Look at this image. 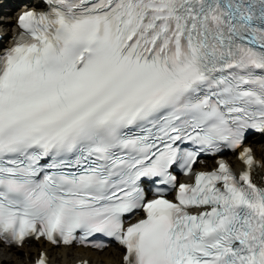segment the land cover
I'll use <instances>...</instances> for the list:
<instances>
[{"label": "snow or ice", "instance_id": "1", "mask_svg": "<svg viewBox=\"0 0 264 264\" xmlns=\"http://www.w3.org/2000/svg\"><path fill=\"white\" fill-rule=\"evenodd\" d=\"M15 28L0 34V264L32 240L116 246L118 264H264V148L244 146L264 138V0H26ZM226 151L239 173L195 170Z\"/></svg>", "mask_w": 264, "mask_h": 264}, {"label": "bare ground", "instance_id": "2", "mask_svg": "<svg viewBox=\"0 0 264 264\" xmlns=\"http://www.w3.org/2000/svg\"><path fill=\"white\" fill-rule=\"evenodd\" d=\"M21 4L22 6H26V0H23ZM20 8L21 6L18 8V10ZM2 10H7L9 12L7 14L9 15H5L4 17L0 16V19H3L5 21H11L13 23L14 17L11 16L13 8ZM8 28V26H5L2 29L7 30ZM247 143L252 146L254 156L258 159V161H260L261 149L264 148V142H258L256 137H253ZM230 160L233 165L237 166L233 158H231ZM39 249L47 253L49 262L51 264H66L75 259L83 257L88 260L89 264H100V261L102 260L109 262V264H118L119 257L121 256V251L114 246L106 248L102 252H97L81 247H72L71 249H65L63 246L58 248H52L44 242L32 241L29 245H24L19 249H12L8 251L2 258L11 259L15 262V264H28L31 257L35 256ZM66 252L68 253L67 256L65 255Z\"/></svg>", "mask_w": 264, "mask_h": 264}, {"label": "rangeland", "instance_id": "3", "mask_svg": "<svg viewBox=\"0 0 264 264\" xmlns=\"http://www.w3.org/2000/svg\"><path fill=\"white\" fill-rule=\"evenodd\" d=\"M5 15L7 16V15H9V14H7V12H3L2 17H4ZM2 17H1V18H2Z\"/></svg>", "mask_w": 264, "mask_h": 264}]
</instances>
